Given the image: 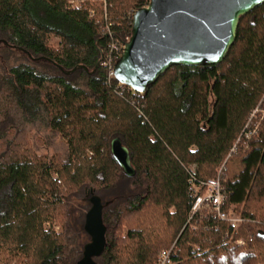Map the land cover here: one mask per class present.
I'll list each match as a JSON object with an SVG mask.
<instances>
[{"label": "trees", "instance_id": "16d2710c", "mask_svg": "<svg viewBox=\"0 0 264 264\" xmlns=\"http://www.w3.org/2000/svg\"><path fill=\"white\" fill-rule=\"evenodd\" d=\"M147 4L0 0V46L87 79L84 90L33 64L1 67L0 94L40 113L68 154H37L0 109V264H76L89 236L82 222L70 228L68 203L83 193L88 206L91 190L105 203L99 264H156L171 246L174 264H264V117L249 120L264 109V3L240 16L220 63L171 66L139 93L108 77L103 63ZM114 137L129 151L131 177L110 152ZM190 168L197 180L220 171L222 209L243 219L232 239L224 221L189 219Z\"/></svg>", "mask_w": 264, "mask_h": 264}, {"label": "water", "instance_id": "95a60500", "mask_svg": "<svg viewBox=\"0 0 264 264\" xmlns=\"http://www.w3.org/2000/svg\"><path fill=\"white\" fill-rule=\"evenodd\" d=\"M263 3L264 0H148L146 6L133 13L130 36L113 65V77L143 93L171 66L218 64L235 39L240 16ZM110 152L124 174L133 176L129 151L119 137L111 139ZM88 202L83 230L89 241L76 264H99L94 258L106 248L102 219L105 203L92 190Z\"/></svg>", "mask_w": 264, "mask_h": 264}, {"label": "rangeland", "instance_id": "374dc122", "mask_svg": "<svg viewBox=\"0 0 264 264\" xmlns=\"http://www.w3.org/2000/svg\"><path fill=\"white\" fill-rule=\"evenodd\" d=\"M50 45L53 47L59 46V39L57 37L51 36L49 40ZM16 51V50H15ZM33 59V60H32ZM28 59L21 56L19 52H9L0 46V70L2 71V65L6 68L12 65L30 64L36 68V70L46 76H57L60 73L65 74V79L67 82L87 90L86 87V76L82 72L70 70L67 72H62L60 68H57L51 63L45 62L46 60L40 58ZM91 72V71H90ZM8 92L4 89L3 93L0 94V109L5 113V115L15 123L17 127H22L27 130V134L30 139L33 150L37 154L51 155L54 153H59L66 157L68 154L67 145L65 139L61 136L56 135L45 126V121L40 113H34L30 115L27 112L22 111V109L17 104L16 100L11 97V100L7 98ZM263 107L259 105L255 116L253 119L260 120L264 116ZM55 175V173H54ZM56 176V175H55ZM89 205L87 206L84 201L83 193H79L69 200L68 209H70V228L75 230L77 223H83L84 213L87 211ZM237 214V213H234ZM60 229L56 227V230Z\"/></svg>", "mask_w": 264, "mask_h": 264}, {"label": "built area", "instance_id": "2783aa9c", "mask_svg": "<svg viewBox=\"0 0 264 264\" xmlns=\"http://www.w3.org/2000/svg\"><path fill=\"white\" fill-rule=\"evenodd\" d=\"M125 42L128 41L129 37L125 38ZM124 44L121 46L113 43L109 46L111 52L117 54L114 57L109 56L105 64L107 66L108 77H113V65L118 57L122 53ZM119 55V56H118ZM111 57V58H110ZM127 87V86H126ZM129 88V87H127ZM131 89V88H129ZM132 90V89H131ZM264 97V94H263ZM257 111V107L251 111L249 120L255 116V112ZM264 111V110H263ZM264 116L261 117V119ZM247 126V125H246ZM247 134H251L249 131ZM233 147L231 151H233ZM88 154H92L91 151ZM189 182L191 184L190 193L192 197L190 211H189V219L191 218H201L203 215H207L216 221H224L227 223L231 232L227 233V237L232 239L233 232L237 229L239 224L242 222V217L239 214L229 213L222 209L223 205V185L222 178L219 174V170L217 171L216 176L208 178L206 180H197L194 176V171L192 168L189 169ZM188 219V220H189ZM238 245L243 244V239H237L235 241ZM173 246L169 248L161 249L158 252L156 258V264H174L173 258Z\"/></svg>", "mask_w": 264, "mask_h": 264}]
</instances>
